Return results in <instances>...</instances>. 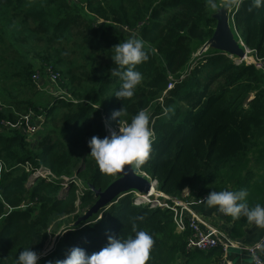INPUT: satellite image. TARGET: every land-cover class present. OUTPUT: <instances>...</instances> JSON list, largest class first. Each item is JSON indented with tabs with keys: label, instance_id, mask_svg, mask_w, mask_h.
Here are the masks:
<instances>
[{
	"label": "trees",
	"instance_id": "obj_1",
	"mask_svg": "<svg viewBox=\"0 0 264 264\" xmlns=\"http://www.w3.org/2000/svg\"><path fill=\"white\" fill-rule=\"evenodd\" d=\"M250 7L252 0H242L233 26L245 46L264 56V5ZM209 10L205 0H0V264H15L26 247L40 253L38 264H55L72 246L91 254L109 235H134L135 216L143 217L137 229L154 240L146 264H176L181 255L184 264H211L219 247L187 251L189 230L178 232L166 209L133 204L131 193L60 234L41 255L48 228L75 220L95 201L90 189L64 177L75 173L100 189L116 177L99 171L87 141L117 129L111 113L121 108L120 126L148 112L152 149L138 170L158 189L171 196L185 188L198 196L246 189L250 207L264 206V72L214 51L193 60L179 79L193 47L213 32ZM132 35L148 59L136 65L142 80L134 95L121 100L112 95L120 80L110 75V55ZM36 120L33 137L24 135L21 126ZM37 168L50 179L29 180ZM225 218L229 237L242 235L246 218Z\"/></svg>",
	"mask_w": 264,
	"mask_h": 264
},
{
	"label": "clouds",
	"instance_id": "obj_2",
	"mask_svg": "<svg viewBox=\"0 0 264 264\" xmlns=\"http://www.w3.org/2000/svg\"><path fill=\"white\" fill-rule=\"evenodd\" d=\"M241 2L242 0H205L206 6L213 11L238 9ZM262 5L264 0H252V7L259 8ZM110 56L115 65L110 70V75L120 80L119 88L112 95L121 100L131 98L142 80V74L136 70V65L148 59L143 41L132 35L124 42L114 45ZM125 115L123 108L114 110L111 119L119 118L118 130H110L109 135L103 138L94 135L87 141L90 156L104 174H115L125 166L138 169L149 158L153 140L148 127L149 115L140 110L131 117L129 123L120 126V120ZM247 195L246 189L212 190L203 198V203L209 208L216 207L219 213L230 216L233 220L244 217L250 227L264 229V206L257 203L250 207L246 200ZM137 220H143V217H130L134 235L125 238L109 235L105 246L91 254L81 247L72 246L66 257L57 260L55 264H146L154 240L150 233L137 229ZM255 248L264 251V244L257 243ZM252 256L253 259L256 258L255 251ZM39 257L40 253L26 247L16 256L15 264H38Z\"/></svg>",
	"mask_w": 264,
	"mask_h": 264
},
{
	"label": "built area",
	"instance_id": "obj_3",
	"mask_svg": "<svg viewBox=\"0 0 264 264\" xmlns=\"http://www.w3.org/2000/svg\"><path fill=\"white\" fill-rule=\"evenodd\" d=\"M243 48L244 51L242 56L236 58L228 57L233 60L236 65L253 64L255 68L264 72V56L256 55L254 50L245 46L244 43ZM48 77L51 82H54L56 79V76L52 73L49 74ZM181 77L182 76H180L179 79ZM34 78L38 80L39 76L36 74ZM172 85L173 82H169L167 88H170ZM61 92L62 91L58 89H53L52 91L53 95L63 97ZM24 118L25 120L31 118V113L25 115ZM37 128L36 120V123H26L24 126H21L20 130L24 135L30 136L31 133H35ZM117 129L111 128V130ZM26 170H28V165H26ZM30 176L33 178L36 176H41L48 180L50 179L49 171L44 168L32 170ZM150 189H152V194L148 193ZM149 190L146 193H134L132 203L136 205H148L151 208L160 207L170 211L175 229L178 232L188 229L190 232L186 240V249H197L207 252L219 247L222 252H225L227 247L231 246V238L204 219L195 209H193L188 200L183 197L182 194L180 196H171L158 189L155 182L152 183ZM142 193H145V195L149 194V196L147 198H142V195H144ZM208 193H202L198 196V198L195 199V201L202 202L203 198H205ZM257 243L264 244V234L251 244L243 245L242 248L249 252L253 264H264V251H260L255 248ZM253 251L256 252L255 259H253L252 256ZM215 264H229V262L224 258H220Z\"/></svg>",
	"mask_w": 264,
	"mask_h": 264
},
{
	"label": "water",
	"instance_id": "obj_4",
	"mask_svg": "<svg viewBox=\"0 0 264 264\" xmlns=\"http://www.w3.org/2000/svg\"><path fill=\"white\" fill-rule=\"evenodd\" d=\"M235 9L236 8H233L227 11H213L211 9L209 10L211 17L215 19V26L213 32L208 39L193 47L190 60L188 64L184 67V69L181 71L180 76H182L183 73L187 71L193 60L199 58L201 55L207 52L216 51L220 53H225L231 58H236L243 55V42L237 34L232 22V15ZM106 135H109V133L107 132ZM120 173L121 171L119 170L116 173V177L111 182H109V184L103 189L95 188L91 183H83L76 177L75 173L70 177H64L65 181H73L75 179L76 182L80 185L81 189H90L93 192L95 201L90 206L85 208L76 217L75 220L68 223H63L58 226L51 244L47 248H44L41 255L46 254L52 250L55 240L60 235L56 233L77 227L79 224L82 223H87L89 219L94 218L95 216L98 217L97 215L101 214V212L107 206L114 202V199H117L120 196V192L122 193V191H127L131 189L130 187H134V185H132L133 177L131 175H126L125 178L119 180ZM149 187L150 183L144 180L141 185H138L136 187V189L138 192H147L149 190Z\"/></svg>",
	"mask_w": 264,
	"mask_h": 264
},
{
	"label": "crops",
	"instance_id": "obj_5",
	"mask_svg": "<svg viewBox=\"0 0 264 264\" xmlns=\"http://www.w3.org/2000/svg\"><path fill=\"white\" fill-rule=\"evenodd\" d=\"M182 196L185 197L190 205L195 209L204 219H206L210 224L218 228L226 235H230V229L232 223L227 221L225 215L219 213L216 207H207L203 201L196 202L195 199L198 198L196 191L185 188L182 192ZM264 234V229H258L255 227H250L248 224L244 227V232L242 235L237 237H230L232 240L231 246H228L225 252L213 251L210 260L211 264H215L220 258H224L229 262V264H253L248 251L242 248L243 245L251 244ZM218 248V247H216ZM215 249V248H214ZM192 249H187V251ZM185 257L183 255L177 257L176 264H184ZM200 264V263H198Z\"/></svg>",
	"mask_w": 264,
	"mask_h": 264
},
{
	"label": "rangeland",
	"instance_id": "obj_6",
	"mask_svg": "<svg viewBox=\"0 0 264 264\" xmlns=\"http://www.w3.org/2000/svg\"><path fill=\"white\" fill-rule=\"evenodd\" d=\"M194 57H196V56H194ZM193 57V58H194ZM48 81H50L49 80V77H48ZM146 113H148V112H146ZM37 125H38V123H37ZM38 129V128H37ZM37 129H36V131H37ZM111 130V128H109V130H108V133H109V131ZM118 130V129H117ZM35 131V132H36ZM35 134V133H34ZM33 133H31L30 134V137H33V135H34ZM35 139L37 138V137H34ZM121 173H120V179L119 180H121L122 178H125L126 177V175H128V176H132L133 177V182H132V185H134V187H130L131 189H129V190H131V191H137V189H136V187L138 186V185H141V183L144 181V180H146V181H148L149 183H151V179H150V177L148 176V175H146L145 173H143V172H141L140 170H138V169H132V168H130L129 166H125L124 168H122L121 170ZM33 177H31L30 175H29V180L30 179H32ZM66 186H67V183L66 182H64V183H62V186H61V190H64L65 188H66ZM124 192V193H123ZM126 192H128V190L127 191H122V193L123 194H125ZM121 192H120V194H122ZM119 194V195H120ZM132 194H134V193H132ZM121 197V196H120ZM119 198V197H118ZM117 198V199H118ZM117 199H114L113 201L115 202ZM113 203V202H112ZM109 205V204H108ZM108 207V206H107ZM106 207V208H107ZM105 208V209H106ZM98 217H100L101 216V214H99V215H97ZM57 228H58V224H56V223H53L49 228H48V238H47V241H46V245H45V248H47L50 244H51V242H52V239H53V237L55 236V232H56V230H57ZM64 231H66V230H63L62 232H64Z\"/></svg>",
	"mask_w": 264,
	"mask_h": 264
},
{
	"label": "bare ground",
	"instance_id": "obj_7",
	"mask_svg": "<svg viewBox=\"0 0 264 264\" xmlns=\"http://www.w3.org/2000/svg\"><path fill=\"white\" fill-rule=\"evenodd\" d=\"M243 51H244V48H243ZM224 54H225V53H224ZM225 55H226V54H225ZM226 56H227V55H226ZM232 62L234 63V61H233V60H232ZM234 64H235V63H234ZM61 91H62V90H61ZM59 98H63V97H59ZM153 182H155V183H156V186H157V182H156L154 179H152V178H151L150 187H151V185H152V183H153ZM150 187H149V188H150ZM151 191H152V189H150V190L148 191V193L152 194V192H151ZM123 193H124V192H123ZM123 193H122V194H120V196H122V195H123ZM127 193H131V194H132V193H136V194H137V193H138V191H136V192H135V191L128 190V192H126L125 194H127ZM145 193H146V192H145ZM145 193H142V194H144V195H142V198H147V197L149 196V194H146V195H145ZM120 196H119V197H120ZM133 197H134V195L132 194L131 201L133 200Z\"/></svg>",
	"mask_w": 264,
	"mask_h": 264
}]
</instances>
